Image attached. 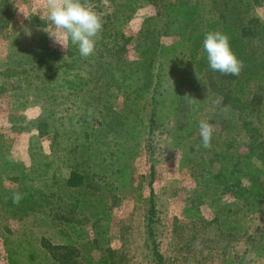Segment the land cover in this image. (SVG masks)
<instances>
[{
    "label": "rangeland",
    "instance_id": "374dc122",
    "mask_svg": "<svg viewBox=\"0 0 264 264\" xmlns=\"http://www.w3.org/2000/svg\"><path fill=\"white\" fill-rule=\"evenodd\" d=\"M168 1L89 0L104 24L85 58L49 24L46 0H0V264H264V89L251 65L197 72L186 24L212 17L210 0ZM254 14L264 25V2ZM45 53L50 84L36 69ZM201 120L215 126L211 148ZM231 174L258 190L223 191L215 177Z\"/></svg>",
    "mask_w": 264,
    "mask_h": 264
},
{
    "label": "trees",
    "instance_id": "16d2710c",
    "mask_svg": "<svg viewBox=\"0 0 264 264\" xmlns=\"http://www.w3.org/2000/svg\"><path fill=\"white\" fill-rule=\"evenodd\" d=\"M147 1L153 4H158L167 10L177 7L176 3H169L168 0ZM263 2L264 0H210L209 14H212L213 16L206 19L199 18L198 21H191L190 25L186 24V26L188 25V27H190L188 39L190 45H192L191 58L197 72L200 73L211 70L207 61V54L203 50L202 44L207 32L220 30L230 37L231 48L237 57L243 60L244 64L252 66L253 72L251 78L254 83L258 84L257 88L264 89V25L254 14L256 7ZM176 17L178 18V16ZM177 18L175 19L178 21ZM53 59H56V56L53 53H45L38 54L36 60V63L38 64L36 69H41L43 70V74L48 75L49 84L53 75ZM144 66L145 61L142 63L139 61L128 64V73L123 74L124 81L128 78L131 83L137 79L140 68ZM151 79L153 81L150 85ZM160 84L161 80L159 79V76L153 73L150 74L148 89L151 88L152 90V104H156L155 97L158 93L160 94ZM250 100L248 101L250 103L244 105L245 108H248L251 104L257 101L255 95H253ZM241 109H244L242 105ZM150 125V129H152L154 121L151 120ZM221 177L222 175H217L215 179L220 180L218 184L222 186V190L230 191L236 198H246L247 195L252 194L253 189L258 190V187H256V185H259L258 179L257 183H255L251 189H248L242 187L240 179L236 177L233 178L232 174L229 176H223V180L220 179ZM81 182V176L75 172H72L66 180V184L69 187H77ZM150 187V208L147 217V232L153 246V255L161 261V256L157 251V245L153 240V224L156 217V207L154 203L152 183L150 184ZM259 193V196H263L264 194L263 192Z\"/></svg>",
    "mask_w": 264,
    "mask_h": 264
},
{
    "label": "clouds",
    "instance_id": "9594fccd",
    "mask_svg": "<svg viewBox=\"0 0 264 264\" xmlns=\"http://www.w3.org/2000/svg\"><path fill=\"white\" fill-rule=\"evenodd\" d=\"M47 21L54 29L78 46L82 57H89L95 52L96 44L103 31L102 14L96 12L89 0H46ZM56 41L62 45L59 40ZM207 54L209 68L223 75L239 76L245 64L239 59L231 48L230 37L220 31H209L206 33L202 44ZM183 98L190 104L196 99L186 94ZM223 97H218L216 105L222 103ZM215 126L207 120L199 122V135L204 148H211ZM22 194L13 195V202L18 203Z\"/></svg>",
    "mask_w": 264,
    "mask_h": 264
}]
</instances>
